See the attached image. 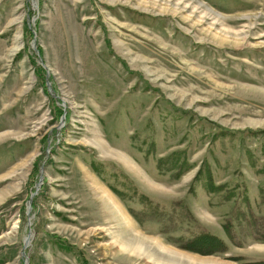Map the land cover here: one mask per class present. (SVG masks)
Masks as SVG:
<instances>
[{
	"label": "rangeland",
	"instance_id": "rangeland-1",
	"mask_svg": "<svg viewBox=\"0 0 264 264\" xmlns=\"http://www.w3.org/2000/svg\"><path fill=\"white\" fill-rule=\"evenodd\" d=\"M204 233L225 249L181 248ZM258 238L264 0H0V264H244Z\"/></svg>",
	"mask_w": 264,
	"mask_h": 264
},
{
	"label": "trees",
	"instance_id": "trees-1",
	"mask_svg": "<svg viewBox=\"0 0 264 264\" xmlns=\"http://www.w3.org/2000/svg\"><path fill=\"white\" fill-rule=\"evenodd\" d=\"M28 31V34L32 35L31 31L30 30H27ZM109 44V42H108ZM31 59L33 61V63H35V58L33 56H31ZM124 65H126L124 63ZM37 71H38V74L40 75H43V68L37 66ZM62 115V110L60 108H57V116H60ZM35 164V170H34V173L35 175H37L38 173V168H39V161L38 159L36 160V162L34 163ZM188 243L185 244V245H182L181 248L183 249H188V250H193L195 249V245H200L201 248H214L215 246L217 245H221L223 248H224V244L223 242L218 238L216 237L215 235L211 234V233H204V234H198V235H195L194 237L188 239L187 241ZM196 248H198L196 246ZM221 249V251H224V249ZM199 249V248H198ZM244 264H264V260H260V261H252V262H247V263H244Z\"/></svg>",
	"mask_w": 264,
	"mask_h": 264
},
{
	"label": "crops",
	"instance_id": "crops-1",
	"mask_svg": "<svg viewBox=\"0 0 264 264\" xmlns=\"http://www.w3.org/2000/svg\"><path fill=\"white\" fill-rule=\"evenodd\" d=\"M247 247V248H246ZM245 249V255L249 259H255L259 260L262 259L264 260V239H255V241L250 242ZM248 250V252H247Z\"/></svg>",
	"mask_w": 264,
	"mask_h": 264
},
{
	"label": "bare ground",
	"instance_id": "bare-ground-1",
	"mask_svg": "<svg viewBox=\"0 0 264 264\" xmlns=\"http://www.w3.org/2000/svg\"><path fill=\"white\" fill-rule=\"evenodd\" d=\"M207 11V10H206ZM207 14H211V15H214L215 16V18H220V17H223L222 15H220L219 13H217V12H213L212 10H210V11H208L207 12ZM107 195V194H106ZM110 199H111V197H109ZM108 198V199H109ZM111 202V201H110ZM109 202V203H110ZM115 202L113 201L112 203H110V205H111V207L112 208H114L117 212H118V214L120 215V218H119V220L121 221L120 223H123L124 221H125V223H131L130 222V220L129 219H127L128 217H126L123 213H121V209L119 208V207H115ZM138 235V240H140V241H142V242H146V241H152V239H148V238H146V237H142L141 235H139V234H137ZM28 244V243H27ZM167 248V247H166ZM168 249H171V248H168ZM173 250V249H172ZM172 250H169V251H172ZM175 251H177V250H175ZM175 251H172L173 253H178V251L177 252H175Z\"/></svg>",
	"mask_w": 264,
	"mask_h": 264
},
{
	"label": "water",
	"instance_id": "water-1",
	"mask_svg": "<svg viewBox=\"0 0 264 264\" xmlns=\"http://www.w3.org/2000/svg\"><path fill=\"white\" fill-rule=\"evenodd\" d=\"M33 41H35V38H33ZM34 44H35V43H34ZM43 66H44V65H43ZM46 84H47V86L49 87V82H48L47 80H46ZM49 90H51V88H49ZM55 96H56V95H55ZM64 117H65V114L62 115L61 120H63ZM42 168H43V167H42ZM41 172H43V171L41 170ZM42 179H43V176L40 174V176H39V180H38V182H37V184H36V189H38V187H39L40 184L42 183ZM34 194H36V191H34V192L31 194V196H30V198H29V201H30V202L32 201V196H33ZM30 209H31V206L29 205V206H28V211H29ZM29 236H30V233L27 234L26 239H25V243H24V246H23V247H25L26 244H27V242L29 241ZM22 255H23V257H24V256H25V253L22 252Z\"/></svg>",
	"mask_w": 264,
	"mask_h": 264
}]
</instances>
